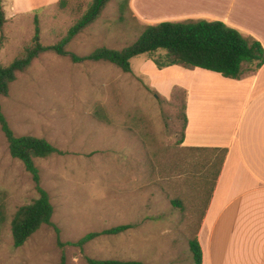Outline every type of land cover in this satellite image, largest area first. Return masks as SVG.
Here are the masks:
<instances>
[{"label":"rangeland","instance_id":"obj_1","mask_svg":"<svg viewBox=\"0 0 264 264\" xmlns=\"http://www.w3.org/2000/svg\"><path fill=\"white\" fill-rule=\"evenodd\" d=\"M90 2L2 0L0 64L7 65L33 44L36 27L42 44L58 42ZM119 2L111 0L67 50L84 56L96 47L131 44L145 23L131 8L120 13ZM163 54L137 55L130 60L131 71L123 72L110 62H73L68 55L45 52L17 74L7 96L0 95L1 110L16 135L45 138L64 151L36 159L59 235L45 225L15 247L10 219L37 192L23 163L11 156L0 128V196L7 214L0 231V264H61L62 253L66 264H88L85 256L194 264L188 242L213 173H207L204 154L181 149V90L176 86L169 93L168 72L153 62ZM173 199L182 206H174ZM121 224L132 227L100 234L83 251L58 243Z\"/></svg>","mask_w":264,"mask_h":264},{"label":"crops","instance_id":"obj_2","mask_svg":"<svg viewBox=\"0 0 264 264\" xmlns=\"http://www.w3.org/2000/svg\"><path fill=\"white\" fill-rule=\"evenodd\" d=\"M129 7L145 24L222 21L264 49V0H129ZM242 69L236 79L179 65L161 69L171 79L169 93L176 86L185 92L182 145L227 149L196 233L201 264H264V62Z\"/></svg>","mask_w":264,"mask_h":264},{"label":"trees","instance_id":"obj_3","mask_svg":"<svg viewBox=\"0 0 264 264\" xmlns=\"http://www.w3.org/2000/svg\"><path fill=\"white\" fill-rule=\"evenodd\" d=\"M111 0H91L81 17L69 28L66 35L58 42L44 45L38 39L39 29L33 44L24 48L20 55L15 57L7 65L0 64V95L7 96L10 84L16 79L18 73L26 71L33 60L45 52H55L58 55H68L73 62L106 61L114 64L123 72L131 71L130 60L140 54H151L163 51L161 59H154L157 68L162 69L172 65L186 68H201L219 73L226 78H239L242 73L243 63H248L251 70H257L264 62V49L252 36L243 35L236 28L218 20L186 19L181 21H162L155 24L141 25L138 37L122 49L96 47L84 56L76 55L67 50L70 41L89 24L101 15L102 10ZM120 13L130 10L129 0H120L118 4ZM35 22H38L36 17ZM3 24L2 0H0V26ZM185 92L181 91V102L183 108V132L180 143L183 142L186 124ZM99 114L98 112L96 113ZM0 128L8 143V149L13 158L19 159L25 170L31 175L34 182L37 197L31 202L19 206L10 219V233L15 247L22 246L42 226H53L59 235L60 230L52 222L54 207L50 196L41 185L40 169L36 164L37 158H47L53 154H63L64 151L54 146L45 138L33 135H16L10 127L0 106ZM181 149L192 155L195 152L204 154L206 157L207 173H213L208 197L201 212H203L210 200L213 188L220 173L227 149L221 147H196L182 145ZM214 157V159H213ZM174 206L181 207L180 201L173 199ZM7 214L3 197L0 196V231L4 226ZM199 220V222H200ZM199 226V223H198ZM189 240V250L192 254L194 264H201L202 249L196 233ZM131 224H121L110 227L101 232H89L77 241L61 243L64 245H76L83 251V246L100 234H119ZM88 264H141L137 260L121 259H95L85 256ZM61 264L65 263V255H61Z\"/></svg>","mask_w":264,"mask_h":264}]
</instances>
